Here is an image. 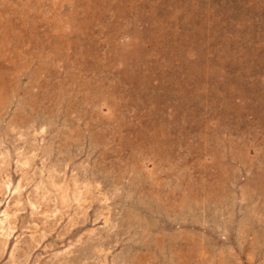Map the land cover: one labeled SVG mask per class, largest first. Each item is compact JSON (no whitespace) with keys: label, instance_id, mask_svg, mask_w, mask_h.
<instances>
[{"label":"rangeland","instance_id":"1","mask_svg":"<svg viewBox=\"0 0 264 264\" xmlns=\"http://www.w3.org/2000/svg\"><path fill=\"white\" fill-rule=\"evenodd\" d=\"M0 264H264V0H0Z\"/></svg>","mask_w":264,"mask_h":264},{"label":"bare ground","instance_id":"2","mask_svg":"<svg viewBox=\"0 0 264 264\" xmlns=\"http://www.w3.org/2000/svg\"><path fill=\"white\" fill-rule=\"evenodd\" d=\"M6 216V215H5Z\"/></svg>","mask_w":264,"mask_h":264}]
</instances>
